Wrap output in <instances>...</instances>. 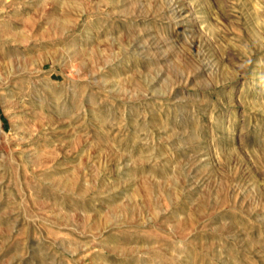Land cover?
<instances>
[{
    "label": "rangeland",
    "instance_id": "obj_1",
    "mask_svg": "<svg viewBox=\"0 0 264 264\" xmlns=\"http://www.w3.org/2000/svg\"><path fill=\"white\" fill-rule=\"evenodd\" d=\"M0 264H264V0H0Z\"/></svg>",
    "mask_w": 264,
    "mask_h": 264
}]
</instances>
